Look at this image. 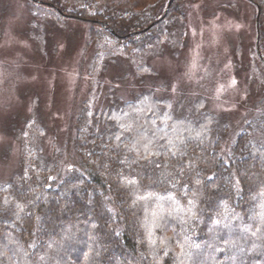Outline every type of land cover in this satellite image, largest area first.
<instances>
[{"label":"trees","instance_id":"16d2710c","mask_svg":"<svg viewBox=\"0 0 264 264\" xmlns=\"http://www.w3.org/2000/svg\"><path fill=\"white\" fill-rule=\"evenodd\" d=\"M40 1L148 54L194 0H173L158 23L169 0ZM248 1L263 48L264 0ZM184 108L152 91L100 110L85 102L74 135L81 170L55 185L59 157L28 133L22 173L0 184V264H264V143L251 138L263 119L248 121L223 158L217 118Z\"/></svg>","mask_w":264,"mask_h":264},{"label":"rangeland","instance_id":"374dc122","mask_svg":"<svg viewBox=\"0 0 264 264\" xmlns=\"http://www.w3.org/2000/svg\"><path fill=\"white\" fill-rule=\"evenodd\" d=\"M56 1L70 8L81 0ZM109 1L126 2L95 0L92 9ZM138 1L148 5L154 0ZM48 4L0 0V184L22 173L28 133L39 135L45 157H59L51 185L81 170L74 135L85 102L100 110L145 91L175 109L184 103V110L197 107L213 114L223 158L250 120L263 119L262 133L251 138L264 143L258 10L248 0L189 1L183 26L174 20L169 41L148 54L104 32L96 37V24L64 17ZM258 47L264 60V47L260 42Z\"/></svg>","mask_w":264,"mask_h":264},{"label":"water","instance_id":"95a60500","mask_svg":"<svg viewBox=\"0 0 264 264\" xmlns=\"http://www.w3.org/2000/svg\"><path fill=\"white\" fill-rule=\"evenodd\" d=\"M34 1L40 3V1H38V0H34ZM172 2H173V0H169V1H168V4H167V6H166V9H165L164 14H163L159 19H157V20L155 21V23H158L159 21H161V20L166 16V12H167V10H168V8H169V6L171 5ZM48 5H49L50 7H53V8H54L53 5H51V4H48ZM57 11H58L59 13H61L58 9H57ZM259 13H260V11H259V9H258V11H257L256 24H258ZM61 14H62L64 17H74V16H68V15H65V14H63V13H61ZM153 24H154V23H152L151 25H149L146 29H144V30H142V31H139L138 33H141V32H143V31L149 29ZM256 29H257V36H256L257 54H258V56L260 57L262 63L264 64V60H262V58H261V54H260L259 47H258V46H259V33H258V27H257V26H256ZM112 33L115 35L114 32H112ZM130 35H132V34H130Z\"/></svg>","mask_w":264,"mask_h":264},{"label":"snow or ice","instance_id":"6c2138e0","mask_svg":"<svg viewBox=\"0 0 264 264\" xmlns=\"http://www.w3.org/2000/svg\"><path fill=\"white\" fill-rule=\"evenodd\" d=\"M134 183V182H133Z\"/></svg>","mask_w":264,"mask_h":264}]
</instances>
